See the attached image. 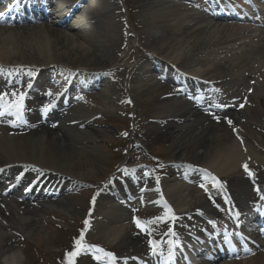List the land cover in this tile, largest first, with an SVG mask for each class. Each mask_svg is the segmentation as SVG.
Here are the masks:
<instances>
[{
	"label": "bare ground",
	"instance_id": "6f19581e",
	"mask_svg": "<svg viewBox=\"0 0 264 264\" xmlns=\"http://www.w3.org/2000/svg\"><path fill=\"white\" fill-rule=\"evenodd\" d=\"M6 1L12 2L0 0L2 8ZM75 1H63V5L52 8L47 17L39 15L40 23L33 14L35 20L31 22L36 21L34 24L11 27L9 21L13 14L0 15V61L4 63L5 73L15 65H21L19 68L23 67V71L24 66H40V70L30 68L34 75L39 73L26 96L28 102L39 98L37 91L40 87H57L62 80L61 75H56L61 70L58 64L81 67L77 74H87L82 78L85 82H80L77 77L71 91L97 89L83 97L95 104H101L99 98H103L107 109L126 104L122 92L128 88L132 104L137 103L145 109L147 123H138L140 127L136 129L132 142L140 143L143 148L148 144L169 143V163L178 161L168 177L160 180L158 188H150L144 193L140 187L143 181L138 179L132 185L133 177L127 181L131 195L120 182L118 185L115 182L119 190L99 187L100 200L90 218L91 229L87 233L101 237L112 246L119 244L122 253L140 248L144 236L129 233L133 224L129 218L125 220L126 210L123 208L126 207L121 196H132L133 202L141 200L144 205H156L166 212L167 204L176 219L191 220L188 225L182 223L174 228V234H171L174 240L187 239L189 232L201 233L209 226L203 220L214 211L218 212L208 203L210 200L221 199L222 210L219 211L226 216L228 212L242 208L247 201L257 200L256 192L264 193V183L259 178L264 176V32L249 34L251 32L243 30L245 28L240 24L214 21L208 13L192 9L191 0H117V4L121 2L126 7V24L139 47L135 64L128 68L124 64L130 60V55L122 56L127 45L121 26L123 19L114 16L120 13V9L112 6L113 9L109 7L105 11L99 0H81L73 7L74 11L80 12V17L77 21H70L67 18L74 13L66 16ZM238 32L248 40L244 49L240 50V44L236 47L235 50L241 53L233 54L234 60L219 58L220 54L230 53L223 46ZM215 47H218V53L214 51ZM154 56L159 63L153 61ZM160 61L186 66L189 71L194 66L205 65L206 70L194 72L198 74V81H204L198 84L191 80L183 82L166 70ZM253 63L256 67L250 68ZM112 66L116 67L108 73L122 96L116 101L115 90L105 85L100 76L94 75ZM44 69L47 70L41 71ZM120 73L124 74L126 82ZM256 73L261 77L260 83L252 79ZM17 76L19 78L11 82L22 84L27 79L26 74ZM2 84L5 85L0 83V87ZM173 84L181 89L172 87ZM211 86H216L220 96L210 102L202 100L203 96H213L209 90ZM14 91L16 89L0 88V93H8L5 100L10 103ZM199 93L200 100L189 99L190 94L197 98ZM144 97L151 99L142 101ZM153 108L155 117L147 116ZM201 108H210V114L202 113ZM55 109L52 110L54 120L48 126L42 124L45 110L32 109L26 112L23 120L16 119V116L0 117V255L3 264H18L21 257L13 249L15 236L10 232L38 238V213L57 210V206H62L60 208L71 215L76 212L65 208L70 197L46 199L43 196L49 191L63 194L82 182L94 181L98 163L104 157L98 149L103 146L104 138L92 126L96 121L99 124L94 125L104 126L98 119L100 112L71 100L67 109ZM118 112L123 113L120 109ZM145 125L148 126L146 129ZM144 141L145 145L142 144ZM244 164H247L248 171L242 167ZM3 167L6 170H2ZM7 175L17 179L2 184ZM62 178L64 184L57 190L56 180ZM216 180L224 186L229 203L221 197L222 193L215 186ZM14 182L17 189L10 195L22 198L25 183L30 187L27 191L30 200L22 202L4 197ZM204 192L208 195H205L207 203L202 200ZM146 221L148 216L143 222ZM124 241L127 242L125 246ZM259 248L261 250L257 252L251 248L247 259L217 264H264V242ZM140 251L144 255L148 249ZM164 251L159 249L152 256L160 260ZM85 252L82 251L81 255Z\"/></svg>",
	"mask_w": 264,
	"mask_h": 264
},
{
	"label": "rangeland",
	"instance_id": "374dc122",
	"mask_svg": "<svg viewBox=\"0 0 264 264\" xmlns=\"http://www.w3.org/2000/svg\"><path fill=\"white\" fill-rule=\"evenodd\" d=\"M117 0H109L107 3L105 0H99L100 7L103 10H107V8H119L120 13H115L114 16L117 19L122 18V28H123V37L127 42V45L125 49L122 51V56L130 55V60L128 62H124L128 68L133 67V63H135L136 60V54L139 52V47L137 44V40L133 38L131 35L132 31L128 28L126 25V7L124 4L119 2L117 4ZM174 1V0H170ZM111 5V6H110ZM113 6V7H112ZM80 17V15H77L72 21H77V19ZM37 20V23H40ZM35 23V22H34ZM30 23L29 21L27 22H18V23H13L9 26L11 27H18L21 25H29V24H34ZM58 29H61V26H57ZM226 33H223L225 35ZM228 35V34H226ZM242 36L240 34L234 36L231 40H228L227 44H225L223 47H226L230 51V53L227 54H220L218 55L219 58L226 57V58H231L234 60V55L236 53L238 54L240 50L242 51L244 49L243 45V39H241ZM246 40H244L245 42ZM242 45L240 50H235L238 45ZM128 48L130 50L128 51ZM134 49L133 53L132 50ZM215 52L218 53V47L214 48ZM235 50V51H233ZM241 53V52H240ZM225 55V56H224ZM233 56V57H232ZM120 64H123L122 62ZM61 68L67 66L64 64H58ZM77 66V65H76ZM69 67V66H67ZM74 68L73 65H70L69 68ZM116 66L109 67L110 69L114 68ZM250 68H255L256 64H250ZM178 71L182 72L185 75H192V74H197L194 72L201 73L203 70H206L205 65L201 66H194L193 70L189 71L186 66H181L176 68ZM175 73V70H174ZM177 73V72H176ZM123 80L126 79L124 78V74L120 73L119 74ZM194 76V75H193ZM195 77V76H194ZM254 77H257L254 75ZM106 81L109 80L108 77L105 78ZM111 88L115 90V101L120 98L121 93L117 89V87H114V84L111 85ZM122 96H125V98L130 100L131 105H121L118 108H115V106H109L110 108L107 109L106 105L104 104L103 98H99L102 103H94L93 101L89 100H84V104H86L89 108H92L98 112L101 113L99 116V120L102 121L104 126H96L94 124H99L98 121L94 122L92 124L93 127L97 130V134L101 136V138H104L103 145L102 147L98 148L99 150L102 151L104 154L103 159L98 163V169L96 171V175L94 176V181H87V182H92L93 184L95 182L99 183V181H105L108 176L113 174L116 170L117 167L119 168V165L122 163H127L129 161L133 160H138L137 162H141L143 165H148L154 166L153 163H157L160 167H165L163 166L159 161H170L171 154L168 150L169 143L165 142H160V143H155V144H148L145 148H143L140 143L139 145H136L137 143L132 142V138L135 136L136 129L140 127L138 123H143L145 122V109L143 108L142 105H137V103L134 105L131 102V97L130 93L128 91V88H125V90L122 92ZM121 96V97H122ZM151 97H144L142 98V101L144 100H149ZM128 100V101H129ZM126 106H129L126 108ZM107 109V110H106ZM122 110L123 113H119L118 110ZM125 111V112H124ZM154 108L153 112L151 110L150 113L147 114V116L150 117H155L154 114ZM146 123V122H145ZM147 124V123H146ZM148 126L145 125L144 129H146ZM126 134V135H125ZM142 144L145 145L142 142ZM99 145V144H98ZM168 167V166H167ZM145 166H141L140 169H142V175L143 177H148L151 180L155 181L156 177L154 176L153 172L148 171L145 169ZM156 170V169H155ZM167 171H170V168H167ZM153 173V175L151 174ZM147 174V175H146ZM102 182L101 184H103ZM90 184H82L80 188L78 189H88L90 188ZM77 193V192H76ZM67 195V194H66ZM69 196V195H67ZM88 194L87 193H81L76 197H73V199H70L67 203L69 205H65V208L76 211L74 212L73 215L69 214L68 212H65L64 209H62V206H57V210H53L50 212L47 211H41L40 213L37 214L36 219L39 220V232L40 236L36 238L35 236H27L26 234H17L15 232H10L12 235L15 236V243L12 245L14 251L19 253L20 260L18 264H62L61 261H63V256L64 259L67 263V258H66V253L71 252L74 247V242H72L71 237L76 236L77 229L81 226V221L84 219V209L87 208L88 204ZM66 197V196H64ZM71 197V196H69ZM68 206V207H67ZM62 207V208H60ZM83 208V209H82ZM156 212V211H155ZM154 216L151 217H156V213ZM129 215V214H127ZM125 215V220L128 219V216ZM31 218V217H30ZM80 223V225L78 224ZM155 229H158L160 231V225L158 224V227L153 225ZM132 234V232H129ZM84 236H85V231H84ZM89 241L100 243L101 245L109 248L111 247V244H109L106 241H103L102 238H99L98 236L92 234L85 236ZM127 244V242L124 241V246ZM115 247L117 250H119V244H116ZM65 253L62 255L63 250H65ZM119 251H122L120 249ZM128 254V253H125ZM58 259H61V261H57ZM89 259V258H88ZM61 262V263H60ZM87 260H83L82 263L85 264ZM76 263V259L74 258V264ZM0 264H3V261L1 260V255H0ZM88 264H95L94 262L88 263Z\"/></svg>",
	"mask_w": 264,
	"mask_h": 264
},
{
	"label": "snow or ice",
	"instance_id": "6c2138e0",
	"mask_svg": "<svg viewBox=\"0 0 264 264\" xmlns=\"http://www.w3.org/2000/svg\"><path fill=\"white\" fill-rule=\"evenodd\" d=\"M8 95V93H0V102H3L5 100V97ZM11 95L14 97L13 102L11 104H7V105H0V117L5 116L8 113V109L10 108H14L17 118H21L22 114H23V110H24V94L21 93L19 95H17V93L14 91L13 93H11ZM241 107H243V105H241ZM45 111H47V109H45ZM218 119V118H217ZM229 124H231L232 122L229 120L228 121ZM126 135V134H125ZM242 167H244L245 171H248V166L247 164L242 165ZM251 175V173H249ZM215 179V178H213ZM201 187H203V185H201ZM165 208L167 209V213L170 214L171 213V209L168 208L167 204H165ZM161 219V217H157L155 218V221L150 220V221H146L144 222L145 224H151L154 223L156 221H159ZM172 219H176L174 216L172 217ZM134 222L136 223L138 228L142 227V223L141 221L137 220L134 218ZM85 227L87 228L89 221L87 219H85L84 221ZM169 233L170 234H174L172 231V228H169ZM228 238V234H225V240H227ZM84 239V235H83V231L81 232V236L79 239H76L74 241V249L71 252L66 253V258H67V264H74V258L80 254V252L83 251H87V249L89 247H95V246H86L82 243ZM154 242L149 240V245H153ZM97 253H100L102 255H97L94 258L98 261L102 260L104 257H107V264H115V259L116 257L113 255V253L111 252H106L104 251L102 248L96 247L95 248ZM152 253L155 255L156 254V248L153 247L152 248Z\"/></svg>",
	"mask_w": 264,
	"mask_h": 264
}]
</instances>
